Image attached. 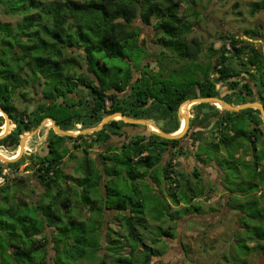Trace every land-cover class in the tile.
Listing matches in <instances>:
<instances>
[{
    "label": "trees",
    "instance_id": "16d2710c",
    "mask_svg": "<svg viewBox=\"0 0 264 264\" xmlns=\"http://www.w3.org/2000/svg\"><path fill=\"white\" fill-rule=\"evenodd\" d=\"M191 1L0 0V13L21 16L20 21L15 26L9 22L0 21V107L8 113L12 122L15 123L13 130L0 139V146L7 149H17L21 136L36 129L47 117H52L56 124L65 130H72L79 123H82L83 126L86 125V128L98 125L106 115L119 111H123L124 115L132 118L152 119L146 114L152 109V105L156 103L155 101L162 103V107L159 108L165 119L177 123L174 129L164 131L171 133L178 130L180 127V121L176 119L178 108L185 100L194 97L189 96L188 91L179 92L178 88L173 86L172 89L170 87L160 89V91L164 90L167 96L165 102L155 95V86L157 85L155 79L158 78V74L162 70H166V67L164 68L162 65L161 71L154 75L148 74V70H145V74L143 73L133 83H131L132 76L129 71L124 76L125 78H119L113 82L102 80L92 67L97 65L104 73L109 70V67L102 62V58L98 54H104L110 58L128 59L126 52L128 49L139 47L142 52H145L144 43L140 39L141 27L136 25L138 20H141L145 25H152L157 33L160 32L163 35L162 39H159L161 44L163 42L168 43L169 47L174 46L180 49L182 56L198 59L202 51L201 44L197 40L188 37L194 24L187 20V11L183 16L179 15L182 4ZM251 6V14H255L262 8V4L259 2H254ZM189 7L194 15L197 14L194 6ZM153 17L156 19L154 22L152 21ZM248 33L253 35L254 31ZM227 44L231 46V50L236 53L238 58L242 54H247L246 59L249 66L257 67L258 71L261 72L260 80L257 79L258 77L254 73L249 72V69H245V71L246 74H250L253 83H250V80L243 81L244 78L242 80H232L239 73L233 69L231 58L227 56L230 53ZM246 49H249V51L247 52ZM211 53L216 56V59L207 63L205 80L197 82L201 93H197L195 97H222L218 93L220 92L219 86L228 83V89L231 91L228 93L230 96H234L236 93L240 94L236 102L229 101L230 103L238 105L260 101L264 105V55L261 51L251 46L248 40H242L233 35L229 41L222 43L220 49L211 48ZM8 55L9 57H7ZM241 61V64H244L243 59ZM160 62L165 63L163 60ZM85 65H87L89 71L95 73V76L85 72ZM201 65L196 62L195 68H199ZM25 69H29L30 75L25 73ZM208 74L213 75V77L209 76L208 78ZM22 75L26 78H22ZM75 79H77L75 82H80L88 88V97H85L89 99L90 103L85 115L87 120L83 119L78 110H71L77 102L81 104L87 101H84L82 97L75 99L69 96L77 86V83L73 84ZM36 82L39 86L51 85L49 89L51 93L45 92L44 88V91H42L44 98H41L35 104V108L32 111L25 110L23 113L18 114L14 95L22 89L19 93L26 97L27 91H25V88H31V85L34 86L31 89L37 91ZM253 84L257 86L258 94L255 92ZM60 85H63V87ZM127 88L131 90L128 97H135L130 101V105L134 109L129 111L126 108L128 107L126 102H129V100L127 101L126 97H122L119 93ZM67 94L72 102L65 99ZM60 96L63 98L62 101H58ZM107 99L112 101V105H106ZM31 100L33 99L26 98V101L31 102ZM6 103L9 104L8 107ZM202 104H197L196 107ZM62 106L69 113L63 110L66 115L64 112L61 113L58 120L56 115L60 112L59 108H63ZM52 109L56 112H53ZM77 109L79 108L77 107ZM256 112L259 115H256ZM199 114L200 110L197 112L196 121H205V117L199 119ZM229 114L230 112H225L223 122H231ZM241 114H243L242 119H247L252 124L254 122V126L250 127V133L248 134L244 130L237 132L235 127L234 131L236 132L228 135L229 140L226 135L221 138L229 147L235 142H237L236 148L246 147L247 152H252L251 159L250 161L244 159L246 163L244 164L246 168L244 173L246 176L239 172L240 169L238 168L240 167L235 164L227 166L230 172L225 170L224 176L234 186L235 182L238 181L251 185L256 184L259 188L260 186L255 181V175L250 168L254 165L256 174L260 172L262 175L264 172V169H262L264 168V149L261 154H258V144L260 145V142L264 141V127L261 126L262 118L260 117V111L255 108L243 109L234 113V116H240ZM13 123L11 128L14 125ZM126 124L128 123L122 119L111 120L101 130L86 135L89 137V142L84 139V135L76 137L62 136L56 134L51 128L46 139V149L42 153H33L30 156L24 154L14 162L0 161V176H2L5 169L13 168L18 171L29 160L25 167L26 172H30L32 179L34 178L42 189L45 187L47 192L44 191L45 196L48 197L46 203L42 201L43 196H41L33 203L27 204L25 200H19V194L22 191L17 192L18 195H3V201L7 204L0 205V264H87L84 259L93 260L96 252L93 250V254L90 256L91 254L89 255L85 251L88 249L80 246L81 242L85 243L87 241L84 239L85 235H74V232L77 229H86L87 222H99L97 218L103 217L108 209L117 210L116 218L119 217L123 220L128 237L132 241L144 244V252L149 249L152 250L143 259L144 264H151V258L164 251L162 249L161 252L155 253L153 246L162 237L175 236L174 228L171 226L164 228L158 225L157 237L152 239L154 245L144 243L139 227L142 226L147 229L150 225L148 216L151 218L152 216L144 215L143 211L137 208L140 205L129 208L127 202L131 200V196H122L121 202L117 206H109L110 188L109 183L106 181L107 178H127V176H130L140 180L145 179L148 173L152 174L150 173L151 167H158L162 164L164 179L167 182L166 189L167 187L173 189L170 192V198L171 202L173 201L177 205V208L181 205L182 207H189L191 200L202 194L204 188L192 184L191 180L187 178V174L178 170L179 163L175 165L173 162L178 155H183L184 152L183 147H178L180 139H166L153 133H144L129 137L128 142L123 145H121L122 143L119 146L111 145L110 139L112 137H124L119 129L120 125ZM196 131L191 136L192 143L203 138L204 132ZM240 136L248 139L250 147L244 141L239 140ZM66 140H74V150H79L81 146L84 147V150H81L84 154L81 160L84 162L82 164L78 162V166L75 168L76 173L79 174L78 176L67 174L64 171L65 162L75 158V153L71 154L73 149H70ZM95 144L105 148L103 152L99 153L102 166H96V161L92 158L91 151L88 149ZM213 144L214 147L219 149L218 143L214 142ZM202 152L209 153L207 148L199 149V153ZM162 155H164L163 158L168 155V160L160 162L163 160ZM24 156L27 159L20 162ZM230 160L233 162L235 159L231 157ZM110 161L122 165H125L124 162L126 161L128 162V170L118 172L109 167ZM238 165L240 164L238 163ZM260 166L261 169L258 170L257 168ZM156 167L152 171L156 170ZM232 167L235 169L232 170ZM110 171L111 173H109ZM193 175L197 177L199 172L195 171ZM110 181H113L112 178ZM154 182L157 185L160 184L157 179H154ZM259 183L263 186L260 187L261 191L259 189L258 192H261L262 200L260 203L264 206V182L259 180ZM103 184L105 194L102 192ZM233 188H230L229 191H238L244 195L252 192L248 189L238 188L233 190ZM0 190L8 191L6 187H0ZM153 193L156 196L159 195L156 189ZM10 198H15V200L12 202ZM100 200L104 201V205L98 207V201ZM80 202L91 207L96 216L86 219L83 215V204L80 205ZM258 203L259 201L256 199L255 204ZM232 204L231 208L239 210L241 216H243L244 204ZM171 215V220L183 217L182 215L177 216L175 213ZM162 216H164V210L163 213L154 215L152 219L161 220ZM260 220L263 221V216ZM244 224L242 223V226L247 233L244 245L247 250L264 252V228L254 227V229L252 224L245 221ZM49 227L52 228V237L46 233ZM87 231L95 232L93 229ZM248 242H253V245L250 246ZM50 243L53 244L52 247L55 250L51 261L47 258ZM96 245L89 244V247H96ZM96 250H98L97 247ZM237 256L239 255L237 254ZM243 261L246 264L244 258Z\"/></svg>",
    "mask_w": 264,
    "mask_h": 264
},
{
    "label": "rangeland",
    "instance_id": "374dc122",
    "mask_svg": "<svg viewBox=\"0 0 264 264\" xmlns=\"http://www.w3.org/2000/svg\"><path fill=\"white\" fill-rule=\"evenodd\" d=\"M254 2L261 3L262 8L255 14H251V5ZM189 6H194L196 8L195 10L197 11V14L194 15L192 11L189 10ZM186 11L188 12V14L186 15L187 20L194 24L193 29L188 34V37L189 39L197 40L201 44L202 51L198 59H190L182 56L180 49L174 46L169 47V45H167L168 43L165 44L163 42V44H161L159 42V39H162L161 37L163 35L160 32L157 33L152 25H145L141 20H138L136 22V25L141 27L140 39L141 42L144 43L145 52H142L139 47L128 49L126 51L129 57L128 59L110 58L104 54H98V56L102 58V62L106 63V65L109 67V70L104 73L98 68L97 65L93 66L92 69H95L97 71L102 80L115 82L119 78L122 79L128 71L133 73L132 70L134 66L136 67L135 76L137 78L141 76L140 69L144 71L148 70V74L154 75L161 71L160 68L163 65L164 68L166 67V70H162V72L158 74V78L155 79L157 84H155V95L159 98H162L165 102L167 96L165 95V91H160V89H167L168 87L172 89V86L178 88L179 92L188 91V93L190 94L189 96L196 98L195 96L197 95V93H201V91L199 92L200 88L198 87L197 82H203L205 80L207 63L210 60L214 61V59H216V56L212 55L211 53V48L220 49L222 43H224L225 41H229L230 38L233 37V35L242 40H248L251 46L257 48L264 55V0H192L191 2H185L182 4L179 10V15L183 16ZM20 19V15H6L0 13V21L9 22L13 26H15L20 21ZM155 20V17H153L152 21L154 22ZM252 31H254V34L250 35L248 32ZM229 51L230 53L227 54V56L231 58L233 69L239 73V75L232 78V80H242L244 78L243 81L250 80V83H253L251 76H249L250 74H246L245 69H249V72L254 73L255 76L258 77L257 79L260 80L261 72L258 71L257 67L249 66L246 59V53L240 55L238 58L233 50ZM246 51L248 52L249 49H246ZM7 57H9V55ZM241 59H243L244 64H241ZM162 60L165 63H161L160 61ZM196 62L202 64L201 67L195 68ZM85 69H87V65H85ZM24 71L25 73H28V75H30L29 69H25ZM209 76L211 78L213 77V75L211 74H208V78ZM22 78L25 79L26 77L22 75ZM75 81H77V79L73 80V84L77 83V86L75 90L69 94V96H72V98L75 99L82 97L84 101H87L81 104L77 102L76 106H74L71 110H78V112L82 114L83 119L87 120V118H85V115L86 111L90 107V103L89 99L85 97H88V88H86V85ZM36 86L38 87L37 91L36 89H31L32 87L34 88V86L32 85L30 86L31 88H25V91H27L26 97H23V95L19 93L22 89L20 91H17V94L14 95L13 98L17 106L18 114L23 113L25 110L28 112L32 111L35 108V104L39 102L41 98H44L42 93V91H44V88L45 92H48L49 94L51 93L49 92L51 85L39 86L38 82H36ZM60 86L63 87V85ZM220 88H222L223 91L218 92V90L217 92L227 102H236L237 97H240L239 93H236V95L234 96H230V94H227L231 92L228 89V83L220 84ZM253 88L255 89V91H258L255 84H253ZM129 92H131L130 88H127L123 92H119L122 97H126L127 101L129 100V102H126L128 104V107H126L127 111H129L130 109H134V107L130 105V101L135 97H128ZM27 97L33 99L31 100L32 103L30 101H26ZM70 97H68L67 94L65 96V99H67V101L69 102H72L70 101ZM62 100L63 98L62 96H60L58 101ZM155 102L156 103L152 105V109L149 110L146 115L150 116L154 120V123L162 130L174 129L177 123L170 121V119H165L163 113L160 110V108L162 107V103H158L159 101ZM230 104L233 105L235 103ZM106 105L110 106L109 100L107 101ZM214 105L215 104L213 102H204L201 106L197 107V109L202 111L203 113L207 112L208 110L211 113L209 114V117L211 115H218L217 119L219 120L215 122L213 121L212 123V121H209V117L206 116L204 118V120L207 121L205 124V131L207 129H210L208 135H206L208 139L206 137L200 138V140L196 142V145L200 143L201 146L199 149L207 148L209 150V156L206 160L207 162H210L214 157L217 160L219 166L223 167L224 169L227 168L229 164L231 166L235 164L237 165V167H240L238 168L240 169L239 172L242 173L243 176H246L244 173L246 172V168L244 165L246 164V159L244 160V151L236 148L237 142L231 144L229 147L221 138L217 142L219 144V149H217L213 144L215 142V137L213 134L217 132L220 135H226V138L228 139V135H231L232 132V134L236 132L234 131L235 127L237 129L239 128L240 130H244L249 134L251 131V123L249 122V120L241 118L243 114H241L240 116H234V113L236 112L227 111L230 112L229 116L231 118V122L227 126L223 125L224 116H222L220 111L215 110L216 105ZM6 106L8 107L9 104L6 103ZM190 106L187 107L189 108ZM62 107L64 109L59 108L60 112L56 115L58 120L60 119L61 113L63 114V110H66V112H68L64 106ZM77 107L79 109H77ZM184 107H186V105ZM53 112L56 111L54 110ZM256 115H259V113L256 112ZM107 116L108 115H106L105 117ZM115 119H119V117ZM1 122H6L4 116L0 117V123ZM196 122L192 121V124L195 125ZM52 124V121L45 118L39 125V128L41 129L40 134H38L37 132V134H35L34 136L27 137V148L25 153L27 156H30V154L33 153H42L43 151H45L44 149H46V139L49 133L46 134L47 136L45 139L44 134L46 129H48L49 131V125L51 127ZM4 125L5 124H3V127ZM156 125H154V128H157ZM6 126L7 125H5V129H7ZM85 126L86 125L83 126L82 123H79L72 129V131L74 133L81 131L79 135H84V139L89 142V137L86 135L92 133L84 131V129H86ZM96 126L97 125H93L87 128H94ZM261 126H263V121L261 123ZM3 127L2 129L0 128V132L3 131ZM14 127L15 125H13L12 128L10 127L11 129L9 130L12 131ZM198 131L203 130H199L197 128L196 132ZM144 133L149 134L151 133V131L146 128ZM239 140L244 141L247 146H249L250 144L247 141L248 139H244V137L242 136L239 137ZM113 141L114 140L110 142L113 144L115 143ZM66 143L68 144L70 149H73L71 154L75 153V158L69 159L65 162L64 171L67 174L78 176L79 174H77L74 169L76 168V166H78V162L80 164L84 162L83 160H81L83 159L84 154L81 150H74V140H69ZM263 144L264 141H261L260 145L258 144V154L262 153L264 149ZM36 146L37 148L35 149ZM100 147L101 146L95 144L92 148H90L91 154L93 156H96L92 157L96 161V166L101 165L100 158L99 156H97L98 152L96 150ZM0 149L2 150V152H4V155H7L8 157L13 156L17 150L8 148L7 151H5L2 146H0ZM104 149V147L100 148V150L102 151H104ZM238 152L240 153L238 154ZM247 153L249 156L252 154L251 151H248ZM167 156L165 157L167 159L164 158V161L168 160ZM182 156L178 155L176 158L177 164L179 163L177 167L178 170L182 171L183 173L188 172L191 183L200 187V182H195L194 179L197 177L193 175L195 171H198L200 173V170L194 165H189V163H185L186 166L183 165L184 163L181 164L182 161L185 162L181 158ZM163 157L164 155H162V158ZM231 157L235 159L233 160L234 163L230 160ZM26 159L27 157L24 156V158L20 162H24ZM28 162L29 160H27V162L20 167L18 172H16L13 168L7 171V176L0 183V187H6L8 191L6 192L0 190V205L7 204L5 201H3L4 194H9L12 196L21 191L22 192L19 194V200H25V203L27 204L33 203L35 200L41 198V196H43V202L46 203L48 201V197L45 196V187L42 189V187L37 182H35V179H32L30 172H26L25 167ZM160 162H162V160ZM124 163L125 165H122L114 161L109 163V167L117 170L118 172H121L122 170L126 171L128 170V162L125 161ZM238 163L240 165H238ZM156 168V170H154L153 172L151 171L150 173H152L154 179H157L162 183L164 182V186H160L161 190L159 192V195L157 196L149 189V186L151 185V182H149V176L145 178V182L141 181L139 183L136 178H132L130 176H127V178L111 177L113 180L112 182L110 181V177H108L106 180L109 183L110 188V194L108 195L109 206H117V204L121 202L120 199L122 198V196H131V200L127 202V206H129V208H133L134 205H140V207L137 208L141 209L144 215H151L152 218H154V215H157L161 212L163 213L164 210V216H162L161 220L152 219L150 216H148L150 224L148 228L145 229L142 226L139 227V231L143 237L144 243L148 245H154L152 244V239L157 237L158 225H161L164 228L168 226L174 228L175 236L168 238L167 242H162L161 239L153 246L155 248V253L161 252L162 249H164V251L162 253L154 255L151 258V264H244L243 258L246 260V264H264V252L260 250H247V248L245 247L244 239L247 237V233L244 231V227L242 226V223L244 224L245 221L252 224L253 228H264V206L260 203V201L262 200L261 192H258L260 187H263L260 185L259 180L264 182V172L262 175L260 174V172L256 174L255 166L252 165V168H250L255 175V181L258 182L257 184L260 186L259 188L256 184L251 185L246 182L238 181L235 182L234 186V184H230L229 180L226 179L224 175H222L223 183L227 190H230V188L234 187L233 190L243 188L245 190L248 189L252 191L247 195L239 193L238 191H229V206L224 203V196H222L220 189H218L217 187H207L206 189H204V192L202 194L197 195L191 200V205H189V207H182L181 205L177 208V205H175L173 201L171 202L170 198V192H172L173 189L169 187H167L166 189L167 182L164 179V170L162 164L161 166H158ZM231 169L233 170L235 168L232 167ZM257 169L260 170L261 166ZM226 171L230 172L229 169ZM109 173H111V171ZM102 192L105 194L104 189ZM141 199L143 200L141 201ZM256 199L259 201L258 204H255ZM14 200L15 198H10V201L13 202ZM81 203L82 202H80V205ZM103 203V200L98 201V207H101ZM169 203L171 205L170 208ZM232 203L244 204L242 209L244 213L243 216H241L239 212L231 208V206L233 205ZM82 204V208H84L83 215L86 219L96 216V213L93 212L91 207H89L88 205H84L86 203ZM105 212L106 214L103 215V217L97 218L99 222H87V228L85 227L86 229L81 228L77 229L76 232H74V235H85L84 239H86L87 241H85V243L81 242L80 246L88 249L85 251H87L89 255L91 254L90 256H92L93 250L96 252L95 258H93V260L90 261L89 259L85 258L84 262L87 264H144L143 259L148 256L149 252H151L152 250L149 249L144 252V244H139V242L132 241L128 237V232L123 224V220L119 217L116 218V215L112 214L111 210H106ZM174 213L177 216L182 215L183 217L171 220V214ZM193 214H196L198 216H193ZM199 214H208L211 216L207 217L201 216ZM262 216L263 221L260 220ZM51 229L52 228L49 227L46 230V233L50 236L52 233ZM90 229H93V231L95 232H88L87 230ZM89 244H97L96 247L98 250H96V247H89ZM248 244L252 246L253 242H248ZM49 246L50 247L47 253V258L49 261H51L52 256H54L55 254V250L52 247V243H50ZM237 254L239 256H237ZM245 254L247 256H244Z\"/></svg>",
    "mask_w": 264,
    "mask_h": 264
},
{
    "label": "crops",
    "instance_id": "0c3cea01",
    "mask_svg": "<svg viewBox=\"0 0 264 264\" xmlns=\"http://www.w3.org/2000/svg\"><path fill=\"white\" fill-rule=\"evenodd\" d=\"M219 88H220V86H219ZM224 89V88H223ZM220 90V92H222L223 90H222V88H220L219 89ZM226 91V90H225ZM228 94V93H227ZM196 105L197 104H193V105H191L189 108H188V110H187V112H185L187 115H189L190 117H192L193 116V118H191V120H190V127L188 128V131H187V133L183 136V137H181L180 139H182L181 141H180V143H179V147H183V150H184V152H183V156L181 157L185 162H183L182 161V163L181 164H183L184 166H186V164L185 163H189V165L191 164V165H194L196 168H198L199 170H200V173H199V175L197 176V178H195L194 179V181L195 182H200V184H199V186H201L202 188H204V189H206L207 187L208 188H210V187H217L218 189H220V192H221V194H222V196H224V203H226L228 206H229V204H228V201H229V190H227L226 189V187H225V185H224V183H223V179H222V175H224L225 174V170H228L227 168H223V167H220L219 166V164H218V162H217V160L213 157L212 158V160L210 161V162H207L206 160H207V158H208V156H209V153L208 154H206V152L204 153V152H202V153H199V148H200V146H201V144L199 143V144H197L196 145V142L198 141V140H196L194 143H192L193 142V140L191 141V136H192V134H193V132L194 131H196V129L198 128L199 130L200 129H202L203 130V132H204V134H203V137H206L207 138V136L206 135H208V133H209V131H210V129H207L206 131H205V129H206V126H205V124H206V122L207 121H203V122H196V116H197V112H199V110L197 109V107H196ZM233 105H236V104H233ZM1 108V107H0ZM179 109V108H178ZM215 109V108H214ZM215 110H217V111H220L221 112V114H222V116H224V114H225V112L226 111H228V110H224V109H222L221 107H217V105H216V109ZM1 111V110H0ZM233 112V111H232ZM182 113H184V112H182ZM0 114L2 115V116H4L1 112H0ZM180 112H179V110L177 111V118H178V120L180 121V126H181V119H180ZM209 114H211L208 110H207V112H202L201 113V111H200V114H199V119H202L203 117H209ZM218 118V115L217 116H210L209 117V121H212V123H213V121L215 122V121H218L219 119H217ZM153 122H154V120L153 119H151ZM192 121H195L196 122V124L195 125H193L192 124ZM3 122H1L0 123V127L2 126L3 127V124H7L6 122L5 123H3ZM12 121H11V125H12ZM230 122H223V125H226V124H229ZM256 123V122H255ZM2 124V125H1ZM14 124V123H13ZM5 125H4V127H3V129H5ZM142 126V125H141ZM144 126V125H143ZM250 126H254V122H253V124L251 123L250 124ZM39 127V126H38ZM37 127V128H38ZM36 128V129H37ZM195 128V129H194ZM157 129V128H156ZM179 129H180V127H179ZM178 129V130H179ZM149 130V129H148ZM178 130H176V131H174V132H177ZM48 131V129H46V131H45V134H44V139L46 138V134L47 133H49L50 132V129H49V131ZM237 132H239V131H241L240 129L238 130H236ZM40 132H41V129H39L38 130V134H40ZM173 133V132H172ZM233 133V132H232ZM232 133H231V135H232ZM37 134V133H36ZM214 135V137H215V142L217 143L219 140H220V138L221 137H223V134L222 135H220L219 133H214L213 134ZM112 140H114L113 142H115V143H111V145H113V146H119L120 145V143L123 141V139H124V137H118V136H114V137H112L111 138ZM110 139V141H112ZM208 139V138H207ZM206 139V140H207ZM200 140V139H199ZM201 141H202V139H201ZM118 142V143H117ZM206 142V141H205ZM204 142V143H205ZM4 148V150L5 151H7V148H5V147H3ZM17 148H19V145H18V147ZM37 148V146L35 147V149ZM9 149H12L13 150V148H9ZM34 149V150H35ZM239 150H242V151H244V159H246V161H249L250 160V158H251V156H249L248 154H246L247 153V151H246V147H239L238 148ZM15 150V149H14ZM17 151V150H16ZM209 151V150H208ZM31 152H32V150H31ZM240 152H238V154H239ZM11 157V156H10ZM1 161V160H0ZM162 161H164V158H163V160ZM156 167V166H155ZM155 167H151L150 168V172L155 168ZM186 170H188V169H186ZM230 170V169H229ZM184 171V170H183ZM153 172V171H152ZM215 172V173H214ZM186 173V172H185ZM187 174V178H189V176H188V172L186 173ZM147 176H149V182H151V185H150V190L152 191V189H153V192H154V190L156 189L157 190V192H160V186L162 187V186H164V182L162 183L161 181H160V184L159 185H157L156 184V182H154V178L152 177V174H148ZM146 176V177H147ZM190 179V178H189ZM137 180H139L138 181V183L139 182H141V181H143V182H145V179H137ZM102 188L105 190V188H104V184L102 185ZM102 189V190H103ZM109 211L111 210L112 212V214H114V215H116V213H117V210H115V209H108ZM233 210H235V211H237V212H239L240 214H241V212L239 211V210H236V209H233ZM232 210V211H233ZM105 214H106V212H105ZM190 215V214H189ZM194 215H196V214H193V216ZM199 215H201V216H207V217H210L211 215H208V214H199ZM196 216H198V215H196ZM224 222H226V221H224ZM168 238H170V237H168ZM168 238H165V237H162L161 239H162V242H167V239Z\"/></svg>",
    "mask_w": 264,
    "mask_h": 264
},
{
    "label": "water",
    "instance_id": "95a60500",
    "mask_svg": "<svg viewBox=\"0 0 264 264\" xmlns=\"http://www.w3.org/2000/svg\"><path fill=\"white\" fill-rule=\"evenodd\" d=\"M204 102H213L215 105H220L222 109L228 110V111H233V112H239V111L246 109V108H258V109H260L262 120H263V126H264V105L260 101H251V102H246V103H242V104H238V105H232L229 102H227L226 100H224V98H222V97L212 96V97L189 98V99L185 100L183 103H181V105L179 106V109H178L179 112L181 113L180 119L182 121V118H184L186 121V124L183 127L182 131H180L179 133H176V132L168 133V132L162 130L161 128H159L151 119L128 117V116L124 115L121 111L109 114L107 117L103 118V120L96 127L86 128V129H84V131H88L90 133L97 132V131L101 130L107 122H109L111 120H115V118L113 117L115 114H119L121 116L120 119H122L126 123L141 124V125H144L146 128L149 129L148 124L152 122L158 127L159 131H154V130L149 129L151 131V133L159 135V136L166 138V139H180L181 137H183L187 133L188 128L190 127V120H191V118H193V116L190 117L186 113L181 112L182 106L185 103H189L190 105H193V104H199V103H204ZM2 111L4 113L6 123H9L11 121L10 116L3 109H2ZM46 119L52 121L53 124L51 125V127L49 125V128H53V130L56 134H59L62 136L76 137L81 132V131H78V132L74 133L72 130L62 129L60 126H58L56 124V121L52 117H47ZM39 129L40 128L38 127L37 129L32 130L30 133H26V134H23L21 136L20 143H19V150L20 151H19V153H17V155L15 157H8V156H4V155L0 154V160L2 162H14V161L19 160L26 152V139H28L27 137L28 136H30V137L34 136L38 132ZM10 132L11 131L8 129H5V131H1L0 132V139L5 137L6 135H8Z\"/></svg>",
    "mask_w": 264,
    "mask_h": 264
},
{
    "label": "flooded vegetation",
    "instance_id": "af4514ba",
    "mask_svg": "<svg viewBox=\"0 0 264 264\" xmlns=\"http://www.w3.org/2000/svg\"><path fill=\"white\" fill-rule=\"evenodd\" d=\"M134 70V71H133ZM133 70H132V72L133 73H131L130 71V74H131V76H132V79H131V83H133L137 78H136V76H135V72H136V67L134 66L133 67ZM139 71V70H138ZM85 72L87 73V74H89V75H91V76H95V73H93L92 71H89V69L87 68V69H85ZM140 72H141V76H142V74L144 73V70H142V69H140ZM145 74V73H144ZM140 77V76H139ZM257 94H258V91H255ZM110 101V105H112V101L110 100V99H107V101ZM262 103V102H261ZM255 109H258V108H255ZM259 111H260V109H258ZM260 115H261V112H260ZM261 118H262V116H261ZM263 121V120H262ZM116 130V129H115ZM120 131H121V133H123V135H124V139H123V141L121 142L122 144L121 145H123L124 143H127L128 142V138L129 137H133V136H137L138 134H144V131L146 130V127L145 126H141V124H131V123H128V124H126V125H120V129H119ZM96 133V132H95ZM118 143V142H117ZM97 145V144H96ZM98 146H101V145H98ZM101 147H104V146H101ZM100 147V148H101ZM100 148H97L96 150H97V152H98V154H97V156H99V153H101V152H103L102 150H100ZM88 149H90V148H88ZM76 150H78V149H76ZM79 150H84V147H79ZM90 151H91V149H90ZM93 156V155H92ZM93 157H96V156H93ZM68 159H69V157H67ZM75 170V169H74Z\"/></svg>",
    "mask_w": 264,
    "mask_h": 264
},
{
    "label": "bare ground",
    "instance_id": "6f19581e",
    "mask_svg": "<svg viewBox=\"0 0 264 264\" xmlns=\"http://www.w3.org/2000/svg\"><path fill=\"white\" fill-rule=\"evenodd\" d=\"M186 105V107H184ZM187 106H190V104L189 103H185L183 106H182V108H181V112H187V110H188V107ZM221 107L220 105H217V107ZM0 112L4 115V113H3V111H2V109L0 108ZM114 118H118L119 117V119L121 118V116L119 115V114H115L114 116H113ZM185 124H186V121H185V119L184 118H182V125H181V127H180V129L176 132V133H179L180 131H182V129H183V127L185 126ZM7 126V129L9 130L10 129V127H11V124H10V122L9 123H7L6 124ZM154 123H149L148 124V126H150L149 127V129L150 130H154V131H159V129H156V128H154ZM158 128V127H157ZM3 131H5V129L3 130ZM29 137V136H28ZM19 148H17V151L15 152V154L13 155V156H11V157H15L16 155H17V153H19ZM0 154H2V155H4V152H2V150L0 149ZM4 156H7V155H4Z\"/></svg>",
    "mask_w": 264,
    "mask_h": 264
},
{
    "label": "built area",
    "instance_id": "2783aa9c",
    "mask_svg": "<svg viewBox=\"0 0 264 264\" xmlns=\"http://www.w3.org/2000/svg\"><path fill=\"white\" fill-rule=\"evenodd\" d=\"M227 48L229 49V50H231V46L229 45V44H227ZM1 129H2V126L0 127ZM4 130V129H3ZM174 164L176 165L177 164V159H175L174 161ZM20 169V168H19ZM7 171H8V169H5L4 171H3V175L2 176H0V183L6 178L5 177V175L7 174ZM16 172H18L17 170H15Z\"/></svg>",
    "mask_w": 264,
    "mask_h": 264
},
{
    "label": "clouds",
    "instance_id": "9594fccd",
    "mask_svg": "<svg viewBox=\"0 0 264 264\" xmlns=\"http://www.w3.org/2000/svg\"><path fill=\"white\" fill-rule=\"evenodd\" d=\"M0 117H1V115H0ZM11 121H12V120H11ZM11 121H10V122H11ZM181 122H182V121H181ZM14 125H15V123H14ZM50 129H51V128H50ZM26 148H27V147H26ZM25 153H26V152H25Z\"/></svg>",
    "mask_w": 264,
    "mask_h": 264
}]
</instances>
